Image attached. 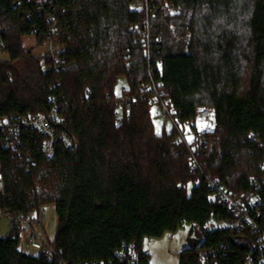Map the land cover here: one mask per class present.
I'll return each mask as SVG.
<instances>
[{
  "label": "trees",
  "instance_id": "1",
  "mask_svg": "<svg viewBox=\"0 0 264 264\" xmlns=\"http://www.w3.org/2000/svg\"><path fill=\"white\" fill-rule=\"evenodd\" d=\"M133 2L0 0L10 56L0 61V117L55 109L56 130L75 143L69 149L59 141L47 160L39 133L22 134L21 156L3 148L0 134V210L26 215L54 204L58 232L51 244L66 264H119L118 250L132 242L140 264H149L144 240L185 224L201 242L181 253L180 264H198L200 249L224 242L222 264H241L244 252L229 233L207 230L211 218L231 215L212 198L206 175L235 196L259 182L264 223V0H149L141 9ZM166 2L176 5V15L166 14ZM27 39L34 46L27 48ZM51 42L60 48L62 71L54 70L53 57L33 54ZM121 77L128 88L116 97ZM149 86L162 91L183 125L199 109H214L207 150L214 133L220 151L202 159V171L192 168L173 132L156 133ZM121 98L131 107L121 109L118 122ZM0 264L58 261L26 254L21 233L10 230L0 237Z\"/></svg>",
  "mask_w": 264,
  "mask_h": 264
},
{
  "label": "built area",
  "instance_id": "2",
  "mask_svg": "<svg viewBox=\"0 0 264 264\" xmlns=\"http://www.w3.org/2000/svg\"><path fill=\"white\" fill-rule=\"evenodd\" d=\"M133 6L135 9L148 8L149 0H134ZM165 12L169 15H176L178 9L176 5L166 2ZM47 20L52 22L54 18L48 16ZM55 27H57L56 23L52 27V32L56 29ZM147 27L149 28V24H147ZM148 37L149 32L147 31L145 39L147 45L149 43ZM48 45L46 56H51L58 61L59 46L52 42ZM3 47L4 42L0 29V49L5 53ZM64 69H66V66L60 61L54 67L55 71ZM148 92L151 94L150 106L155 108L156 112L163 118L172 122L173 130L176 133V141L188 149L192 168L202 171L200 157L208 151L206 136L215 129V111L205 106L197 111L195 119L183 125L178 118V111L171 108L161 90L155 86H149ZM130 107L131 101L121 98L120 108L116 114L118 122L121 118V109L129 110ZM59 123H61V119L55 109L49 114L30 113L0 117V134L3 136V148L12 152L14 156H21L23 148L22 134L25 131H35L43 137L42 155L47 160H51L56 156V145L59 141H62L69 149L74 148L75 144L64 132L56 130V125ZM2 170L3 167L0 164V192L5 190L4 171ZM206 182L208 188L212 191V198L222 205L224 204L231 215V218L227 220L211 218L207 230L227 231L232 245L244 252L242 259H240L241 264H264V223L260 222L262 210L258 192L260 183L253 181L252 188L249 191L235 196L226 190L224 184L218 178L212 177L210 174L206 175ZM45 213L43 208L39 211H30L26 215L22 213L13 215L0 210V216L7 219L11 230L24 233L26 235V245L37 251V255H42L49 261L57 259L58 264H66L59 259V254L56 253L57 251L52 244L43 240V237L37 232V228L44 223ZM228 252L227 242L218 246L200 249L198 264H222ZM116 256L119 264H140L139 251L137 244L134 242L124 244L118 250Z\"/></svg>",
  "mask_w": 264,
  "mask_h": 264
},
{
  "label": "rangeland",
  "instance_id": "3",
  "mask_svg": "<svg viewBox=\"0 0 264 264\" xmlns=\"http://www.w3.org/2000/svg\"><path fill=\"white\" fill-rule=\"evenodd\" d=\"M0 22H5L4 17L0 14ZM33 39L25 40V46L30 48L34 46ZM49 45H46L42 48H35L33 54L41 60L45 59L46 52ZM44 56V58H43ZM9 54L3 53L2 49H0V61H10ZM128 88V81L125 77H121L117 80L114 86V94L116 97L122 96L124 90ZM213 109L212 107H209ZM214 110V109H213ZM121 113V111H120ZM150 115L153 118V125L157 134L171 133L176 136L175 131L173 130V124L170 120L163 118L159 113L156 112L155 108L150 107ZM216 129L213 130L215 132ZM210 146L208 151L203 154L200 159L207 158L209 154L213 151H220L218 144H216V140H218V136L216 134L210 135ZM182 145V144H181ZM190 161V156H189ZM45 210V220L41 227L37 228V232L43 237V240L53 243L56 239V235L58 232V218L55 211V205L49 204L47 206H43ZM190 226L184 225L179 228L176 232L166 233L161 238H147L143 242V250H145L150 256L149 264H180L181 263V253L185 249H189L197 246L201 240L197 239V235L190 234ZM11 228L8 224L6 218L0 216V237H6ZM26 235L21 233V246L22 250L26 254L37 255L38 252L33 250L31 247L27 246L25 243Z\"/></svg>",
  "mask_w": 264,
  "mask_h": 264
}]
</instances>
